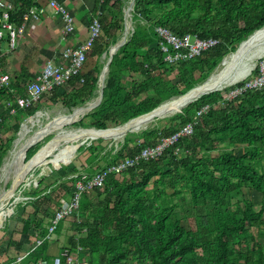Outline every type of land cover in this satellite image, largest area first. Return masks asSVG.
Returning a JSON list of instances; mask_svg holds the SVG:
<instances>
[{"label": "trees", "instance_id": "16d2710c", "mask_svg": "<svg viewBox=\"0 0 264 264\" xmlns=\"http://www.w3.org/2000/svg\"><path fill=\"white\" fill-rule=\"evenodd\" d=\"M32 2L28 1L23 11L34 7ZM129 2L96 0L93 13L102 23V36L88 60L108 54L122 40ZM20 14L12 13V20ZM132 20L137 24L127 43L114 55L102 104L90 113L91 123L82 126L85 129L119 127L151 112L170 99L160 92L162 87L174 89L177 94L172 97L178 98L206 82L226 56L264 28V0H135ZM157 26L179 36L191 34L220 43L195 59L170 65L158 48ZM137 58L141 61L134 70L120 68L122 61ZM103 68L97 63L86 71L85 66L72 80L71 92L56 89L25 114L32 116L40 111L45 98L70 109L83 106L99 89ZM144 70L147 77L135 79ZM125 78L130 79L128 85ZM243 84L203 95L163 128L128 134L123 149L114 158L91 170L88 178L156 145L159 139L194 123L197 113L210 106L194 127V134L182 138L161 159L143 162L121 176L112 174L102 190L83 195L79 213L84 218L77 227L82 237L73 241L74 250L77 246L84 248L88 261L98 255L99 264H264V243L259 238L264 233V87L228 101L224 94ZM11 93L4 90L0 98L6 100ZM225 143L228 145L218 157L202 155L217 151ZM238 146L251 150L238 156ZM10 150L0 130V159ZM78 151L89 152L95 158L101 155V148L94 143ZM36 152L30 150L27 160ZM43 183L40 180L37 188L31 186L25 191L32 198L26 205L30 204L33 212L22 215L20 235L31 234L38 239L48 234L47 222L55 216L51 197L60 186L54 182L42 189ZM252 191L261 194L260 206L251 198ZM60 198L57 195L58 201ZM199 209L204 213H198ZM3 232L7 233L6 228ZM46 250L45 242L30 254V261L36 263L45 257Z\"/></svg>", "mask_w": 264, "mask_h": 264}, {"label": "built area", "instance_id": "2783aa9c", "mask_svg": "<svg viewBox=\"0 0 264 264\" xmlns=\"http://www.w3.org/2000/svg\"><path fill=\"white\" fill-rule=\"evenodd\" d=\"M113 2L117 0H112ZM51 10L61 16L64 27L62 34L64 37H70L75 33L76 25L75 18L71 11L57 0L50 1L49 5L35 8L31 12L34 20H39L40 16ZM100 15V14H99ZM155 33L158 39V48L165 56V62L170 65L188 62L196 57H199L204 52L216 47L220 42L216 39H200L196 35H176L170 29L157 26ZM26 35V26H18L12 21L11 7L6 0H0V53L2 50V42L7 39V46L10 51L17 49L20 40ZM102 36V23L99 16L92 19L89 27V35L85 42L78 46H67L61 53L59 59L50 60L46 63L43 72L36 77L34 81L26 86L25 94L19 96L15 94V101L20 110H27L38 104L47 94L60 89L62 92H71L72 80L79 76L86 64L88 56L94 50L97 40ZM260 71L257 76L251 77L242 83V86L237 87L229 93H225L226 99L233 100L247 91L261 90L264 87V59L259 67ZM13 85L11 76L4 72L0 66V94L4 90H11ZM10 104V103H8ZM210 106L202 108L196 116L195 122L181 128L179 132L158 140V143L153 146L143 148L140 153L133 157H126L116 164L106 168L103 172L94 175L92 178H87L77 181L73 188L70 199L61 206L55 213L54 218L48 225V234L44 238L36 240L35 247L24 255H19L15 262L6 264H48V262L40 258L36 263L30 261V254L38 247L42 246L47 240L55 234L58 226L63 222L78 214L82 197L85 193L104 188L106 179L114 174L121 176L129 169L138 167L143 162L157 161L161 159L165 152L179 143L182 138L189 137L194 134V127L200 122L203 115L210 111ZM4 118L0 115V126L3 124ZM178 153V151L176 152ZM84 249L79 247L73 253L70 248L64 249L62 254L54 258L53 264H90L88 260L80 259Z\"/></svg>", "mask_w": 264, "mask_h": 264}, {"label": "rangeland", "instance_id": "374dc122", "mask_svg": "<svg viewBox=\"0 0 264 264\" xmlns=\"http://www.w3.org/2000/svg\"><path fill=\"white\" fill-rule=\"evenodd\" d=\"M130 2H131V0H130ZM130 2L128 3V6H127L125 12L127 11V9L130 6ZM129 23H130V33H132L136 24H137L136 22L134 23L132 20V12H131V18L129 20ZM141 24L147 25L145 22H142ZM233 54L234 53H230L228 56H226V58L230 57ZM263 59H264V57L257 60V66L249 77H247L246 79L239 81L238 83H235L233 85H228L225 88H223L222 90H218V91L226 90L227 88L234 87V86H236V85H238V84H240V83H242L248 79H251V77H253V75H255V72L259 69L260 64L263 61ZM140 61H141V58H137V59H133V60H129V61H122L119 65H120V68H122V69H125L127 71H130V70L132 71V70H134V68H136L139 65ZM102 62L105 65L107 60L105 58H103ZM103 64H101V65H103ZM221 65L222 64H220V66L213 72V74H212L213 77L216 76V74H218L219 71L222 70L223 67ZM90 69L91 70L93 69V65H91L90 63H87L86 71H91ZM145 77H147L145 70L140 75H138V76L135 75V79H137L138 81L144 80ZM171 79L172 80L174 79V75H171ZM129 81H130V79L128 80L127 78H125L124 82L126 85H128L130 83ZM23 91H24V88L19 93L23 94L24 93ZM160 92L163 94V96L167 97L168 99L170 98L168 101H171L172 99L177 98V97H172L173 94H177L174 89L169 90L166 88L164 90V87H162L160 89ZM97 96H98V92L97 93L95 92L92 95V97L88 100V102L94 101ZM1 99L2 98H0V100ZM227 100L229 101L230 99L227 98ZM168 101H166V102H168ZM43 103H44V107L40 111H37L32 116L25 114L24 111L23 112H17L16 113L17 116H14L12 118H8V116H7L6 124H4V126L0 129L1 134H2V138L4 139L5 143L10 145V149H11L9 151L8 155L3 160L0 159V184H1L0 185V195L2 193H4L5 191H9L11 186L13 185L12 181L10 180V176L5 175L3 173V167L6 165V163L9 162V160L12 156V153L15 149V145H16L18 139L20 138L21 134H23V131H25V130L29 131V133L26 136V140L30 139L31 137L36 135L40 131V129L46 128L49 124L56 121V119L58 117L70 116V115H72L73 112L76 113L80 110V109H78V110L70 109V108L66 107L63 103L52 104L47 98H45L43 100ZM87 103L84 104L83 106H86ZM96 104H95V106H96ZM83 106H81V107H83ZM90 113H92V112L86 113L87 114V115L85 114L86 116H84L79 121L75 122L74 124L66 126L64 129L66 131L85 129L82 126H89V123H91V120L89 118ZM177 114H180V113L175 112V113L167 114L164 117H160V118H158V119H156L150 123H147L140 130H137L135 132H130V133L140 134L143 130H146L148 128H151V129H153L154 127L163 128L166 125H168L169 119L176 116ZM6 115H8V113ZM39 115L41 117H38ZM19 122H21V123H19ZM86 129H91V128H86ZM130 133H127L126 135H124L122 138H119V139H114V138L95 139L92 137H90L91 139H88L85 141H84V139H81V140L79 139L78 143L76 144V145H78V149L76 150V152L74 154H72L73 156L70 154L71 156L69 155L68 157H66L62 160H54V159L46 160L43 164H41L40 168L33 170L28 175L27 180L18 186V189L15 192L16 197L14 199H11L7 203L6 207L4 208V210L0 214V240H1L0 241V259H2V258L5 259L6 255L1 256V254L6 253V250H7L8 244H9V237L10 236H11V238L15 237L16 234L18 233V230L22 225L21 224L22 215L23 214H31L33 212V208L29 207L30 204L26 205V202H30L32 200V198L25 195V191H29L31 189V186H34L37 188L39 186L40 180L41 181L43 180V182H44L42 189H44L46 185L51 186L52 184H54V182H56L58 184V186H60V189L55 193V195H53V197H51V201L53 202L52 203L53 208L51 207L52 208L51 211H54V213H56L60 209V206L64 205V203L70 199L71 194H72L71 190L74 186V185H72V182H74L73 179H77L78 177H80V178H82L81 180H83V179L85 180L88 178V175L91 172V170H95L98 167L105 166L107 163L106 159L111 160L112 158H114L116 156V154L119 151H121L123 149L125 139H126L127 135ZM57 134H58V132H54V133L50 134L43 141H41L40 143L35 145L30 150H37L36 153H38L45 145H47L53 139H55ZM129 136H131V135H129ZM12 138H13V140H12ZM10 140H12V142ZM92 143H94L95 145H97L101 148V155L98 158H95V156L91 155L89 152L78 151L80 147H82L84 145L89 146ZM227 145H228L227 143L220 144L219 145L220 148L217 151L209 153V154H202V155L207 156V157H211V158H216L219 156L222 148L227 147ZM250 150H251L250 147L238 146L235 149V154L240 156L243 153H245L246 151H250ZM123 152H124L123 155L126 156L127 152L126 151H123ZM35 154H34V156L37 155V154L36 155ZM27 155H28V153H27ZM34 156L28 158L25 165H27L29 163L30 159L33 158ZM26 159L27 158H25V161H26ZM3 177H5V178H3ZM77 180L79 181L80 179H77ZM6 181L7 182L9 181V182L6 183ZM7 193H9V192H7ZM57 195L61 196L59 201L57 200ZM250 195H251V198L254 200V202L257 204V206H260V203L262 200L261 194L252 191L250 193ZM185 198L187 199V201H189L188 195L185 196ZM183 199L184 198L180 199V201L184 202ZM198 213L202 214V213H204V210L199 209ZM83 218H84L83 214H81V212H80L78 214L76 213L74 216H72L70 219H68L67 224H66V231H71V232L75 233L74 235H76L79 221L82 222ZM5 228H6V232H7L6 234L3 232L5 230ZM60 228L58 229L57 232L61 231ZM54 235H57V233H55ZM259 238H260L261 242L264 243V233ZM12 240H13V238H12ZM18 242L21 243V241H17V243L12 242L10 248L17 249V246L19 245ZM10 248H9V250H10ZM10 252H11V250L9 251V253ZM12 254L16 255L15 250H12ZM99 262H100L99 256L95 255V256H93L92 262H90V264L91 263L92 264H99Z\"/></svg>", "mask_w": 264, "mask_h": 264}, {"label": "crops", "instance_id": "0c3cea01", "mask_svg": "<svg viewBox=\"0 0 264 264\" xmlns=\"http://www.w3.org/2000/svg\"><path fill=\"white\" fill-rule=\"evenodd\" d=\"M6 1L11 7V13H21L17 20L14 19L12 21L18 26L25 25L26 35L24 39L20 40L17 49L14 51L9 50L7 46V39L2 42L1 45L2 50L0 53V66L3 68L4 72L11 76L13 82L11 88L15 91L14 93H11L10 98L0 100V115L5 117H3L5 124L7 122V116L8 118H12L17 116V112L24 111L20 110L17 107L16 102H14L15 94L19 96L25 94L26 86L34 81L36 77L43 72L46 63L50 60L59 59L61 53L67 46H78L86 41L89 35L90 23L95 17L93 11L96 7V0H57L58 2L64 4L75 18V33L67 38L62 34L64 22L61 16L54 11L47 9L46 13L40 16L39 20H34L31 16V12L35 8H46L52 0H33L31 4L34 7L30 8L28 12L23 10L27 7V2H31L32 0ZM103 58L107 60L108 56L105 57L103 55L99 59L94 56L88 60V63L91 65L99 63V65H101L103 64ZM101 66L104 67L105 65L103 64ZM18 80L19 82H17ZM23 88L24 93L20 94L19 92ZM99 90L96 91V93L98 92V96L96 98L100 95ZM90 103L91 102H88L87 105ZM73 109L77 110L78 108ZM7 113L8 115H6ZM4 122L0 126V129L4 125ZM67 221L68 220L63 221L58 226V229L61 227V231L57 232V229L55 232L57 235H53L51 239L46 241V255L42 258L47 260L49 262L48 264H53L54 258L62 254L64 249L70 248V250L75 253L79 248L77 246V249L74 250L75 247L73 246V241L82 236L78 233L74 235L75 233L66 231ZM50 223L51 222L48 221L47 225ZM36 240L37 238L33 237L31 234L24 236L17 233L16 236L13 237L12 242L17 243V241H21L22 244L18 242L19 245L17 246V249L10 248V253V250L8 249L5 254H1V256L6 255V257L5 259H0V264L15 262L19 255H24L35 247ZM12 250H15L16 255L12 254ZM83 254H85V250ZM83 254H81L80 259L88 260V258H86ZM8 259L11 260L7 261Z\"/></svg>", "mask_w": 264, "mask_h": 264}, {"label": "bare ground", "instance_id": "6f19581e", "mask_svg": "<svg viewBox=\"0 0 264 264\" xmlns=\"http://www.w3.org/2000/svg\"><path fill=\"white\" fill-rule=\"evenodd\" d=\"M128 33L130 34V23L128 22ZM264 57V28L256 33L250 41L242 45L236 53L222 63V70L219 71L216 76H212L206 85H200L198 88L192 89L191 92L185 94V96L172 99L170 102H174L170 106L163 107L160 111L161 114L179 113L186 105L190 104L201 98L203 95L210 92L222 90L228 85H233L249 77L257 66V60ZM107 76V74H106ZM106 85V81H100L99 86L102 88ZM168 102L167 104H169ZM100 103V95L95 98L93 102L80 109L78 112L70 116H60L53 123L49 124L46 128L40 129V131L26 140V136L29 133L28 130L23 131L18 139L15 149L8 163L3 167V173L10 176V180L13 185L9 191H5L0 195V214L6 207L8 201L16 197L15 192L18 186L27 180L28 175L35 169L40 168L46 160H62L68 157L70 154H74L78 149V140H88L92 138H122L127 132H119L118 130H109L104 132H98L90 129H77L66 131V126L72 125L84 117L86 113L92 112L95 107ZM96 104V106H95ZM95 106V107H94ZM77 109V110H78ZM38 117H41L40 115ZM40 120V119H39ZM142 126L141 128H143ZM58 132L55 139L45 145L34 158H32L27 165L28 151L35 145L43 141L50 134ZM87 137V138H86ZM70 155V156H71ZM73 156V155H72ZM68 159V158H67ZM43 167V166H42ZM5 178V177H3ZM9 182V181H8ZM6 181V183H8ZM1 185V184H0ZM9 192V193H7Z\"/></svg>", "mask_w": 264, "mask_h": 264}, {"label": "water", "instance_id": "95a60500", "mask_svg": "<svg viewBox=\"0 0 264 264\" xmlns=\"http://www.w3.org/2000/svg\"><path fill=\"white\" fill-rule=\"evenodd\" d=\"M134 6H135V0H131V3H130V6L129 8L127 9V11L125 12V17H124V22H125V30H124V36L122 38V40L117 43L115 46H113L109 53H105L104 56L107 57L108 56V59H107V62L102 70V73L100 75V78H99V84H100V81L102 80L103 82L106 81L107 79V76H108V73H109V70H110V65L112 64L113 62V58H114V55L118 52L119 49H121L128 41V36H129V33H128V22L131 18V12L134 10ZM262 29L258 30L257 32H255L251 37H249L248 40H246L245 42H243L240 47L242 45H244L246 42L250 41V39L256 34L258 33L259 31H261ZM225 61V59L222 61V63ZM221 63V64H222ZM107 74V76H106ZM212 75L210 76V78L204 82L203 84L201 85H206L208 83V81L211 79ZM105 86L104 85L102 88L100 87V90H99V93H100V103L97 105V107H95L93 110H95L96 108H98L101 104H102V101H103V98H104V89H105ZM200 86V85H199ZM199 86L195 87V88H198ZM192 91V90H191ZM189 91V92H191ZM216 92V91H214ZM210 93H213V92H210ZM208 93V94H210ZM207 95V94H205ZM185 96V95H183ZM182 97V96H181ZM198 100V99H197ZM195 100V101H197ZM195 101H192L191 103L195 102ZM170 102V101H168ZM168 102H165L163 104H161L159 107H157L156 109L152 110L151 112L147 113V114H144L142 116H139L137 118H134L130 121H128L127 123H125L124 125H121L119 127H115V128H111V129H105V130H100V129H93L91 128L90 130H95V131H98V132H104V131H109V130H118L119 132H127V133H130V132H135L137 130H140L142 126L146 125L147 123H150L160 117H164L166 116L167 114L163 115L160 113V111L163 109V107H166V106H170L172 105L174 102H170L169 104H167ZM190 103V104H191ZM189 105V104H188ZM188 105H186L185 107H187ZM85 107V106H83ZM83 107H80V108H83ZM184 107V108H185ZM183 108V109H184ZM181 109L179 111V113H182V110ZM85 116V115H84ZM34 158V157H33ZM12 188V186H11ZM9 202V201H8Z\"/></svg>", "mask_w": 264, "mask_h": 264}]
</instances>
